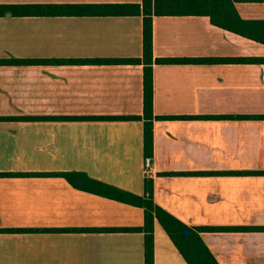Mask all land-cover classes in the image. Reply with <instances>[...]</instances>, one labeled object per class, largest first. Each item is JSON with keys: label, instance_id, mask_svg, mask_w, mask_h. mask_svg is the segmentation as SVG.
Returning <instances> with one entry per match:
<instances>
[{"label": "crops", "instance_id": "1", "mask_svg": "<svg viewBox=\"0 0 264 264\" xmlns=\"http://www.w3.org/2000/svg\"><path fill=\"white\" fill-rule=\"evenodd\" d=\"M143 0H0V5ZM244 21L264 1L241 0ZM157 206L218 264H264V44L206 16L153 18ZM143 17H0V60L142 59ZM143 65L0 66V264H145L144 210L73 187L79 172L144 196ZM27 118H31L27 120ZM86 118V119H85ZM245 228V229H243ZM154 264H187L154 224Z\"/></svg>", "mask_w": 264, "mask_h": 264}, {"label": "trees", "instance_id": "2", "mask_svg": "<svg viewBox=\"0 0 264 264\" xmlns=\"http://www.w3.org/2000/svg\"><path fill=\"white\" fill-rule=\"evenodd\" d=\"M241 0H143L142 4H26L0 5V17H143L142 59L113 60H0V66L55 64L143 65L144 112L142 117H101L102 120H141L144 122V155H154V65L185 63H216L219 60L154 59L153 18L164 16H206L214 26L264 44V21H244L236 10ZM243 1V0H242ZM264 1V0H249ZM237 62L264 63L262 59H239ZM31 118H27L30 120ZM86 119V118H85ZM73 187L105 198L139 207L144 210V226L140 228L110 229V231L138 232L145 236V264H154V224L162 226L187 264H218L204 244L201 233L206 231L238 230L230 228H192L157 206L154 202L153 180H145L144 196H137L89 178L84 173L57 174ZM245 229V228H243Z\"/></svg>", "mask_w": 264, "mask_h": 264}, {"label": "built area", "instance_id": "3", "mask_svg": "<svg viewBox=\"0 0 264 264\" xmlns=\"http://www.w3.org/2000/svg\"><path fill=\"white\" fill-rule=\"evenodd\" d=\"M144 164L149 179V177L151 176L152 158H146Z\"/></svg>", "mask_w": 264, "mask_h": 264}]
</instances>
